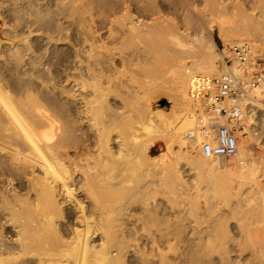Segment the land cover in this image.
I'll list each match as a JSON object with an SVG mask.
<instances>
[{
    "label": "bare ground",
    "instance_id": "bare-ground-1",
    "mask_svg": "<svg viewBox=\"0 0 264 264\" xmlns=\"http://www.w3.org/2000/svg\"><path fill=\"white\" fill-rule=\"evenodd\" d=\"M9 3L0 264H264V159L249 152L250 141L264 147V72L253 57L264 0ZM222 18L220 50L212 30ZM205 21V32L183 33ZM133 62L145 78L129 85ZM228 73L240 93L222 105L240 118L189 93L194 76ZM158 94L168 108L151 107ZM220 125L240 138L233 157L202 153Z\"/></svg>",
    "mask_w": 264,
    "mask_h": 264
},
{
    "label": "built area",
    "instance_id": "built-area-1",
    "mask_svg": "<svg viewBox=\"0 0 264 264\" xmlns=\"http://www.w3.org/2000/svg\"><path fill=\"white\" fill-rule=\"evenodd\" d=\"M189 93L194 98H200L207 104L217 106L228 118H240L238 107L231 105L228 108L222 105V101L228 96H238L239 85L231 74L220 75H196L190 81ZM192 135L189 134V137ZM237 136L233 129L227 125L216 128L213 141H203L202 153L207 157H229L237 152Z\"/></svg>",
    "mask_w": 264,
    "mask_h": 264
},
{
    "label": "rangeland",
    "instance_id": "rangeland-1",
    "mask_svg": "<svg viewBox=\"0 0 264 264\" xmlns=\"http://www.w3.org/2000/svg\"><path fill=\"white\" fill-rule=\"evenodd\" d=\"M7 1H9V0H0V6H2V7H0V31H2V30H5V29H7L9 26L8 25H11V24H13V22L12 21H14L13 19H14V17H12L13 16V9H11V7H13V4L12 3H9V2H13L14 0H10L9 2H7ZM23 1V0H22ZM2 3V4H1ZM4 3V4H3ZM8 5V6H7ZM11 6V7H10ZM2 8V9H1ZM4 10V11H3ZM2 11V12H1ZM10 12H12V13H10ZM155 15L156 14H153V15H151V18L152 17H154L155 18ZM8 17V18H6V17ZM157 16H158V14H157ZM156 16V17H157ZM5 17V18H4ZM147 17V16H146ZM143 18L142 16H140V18H142V19H146V20H144V21H146V22H149V21H151L152 19L150 18V17H148V18ZM4 18V19H3ZM11 18H13V19H11ZM151 19V20H150ZM5 21V22H4ZM12 22V23H11ZM218 22H220V23H218ZM229 22H230V19L229 18H222V20L221 19H217V23L215 24V26H214V28H213V30H212V36H213V40L216 42V44H217V46L219 47V49L220 50H222L224 47H225V45H224V42H223V38H222V36H221V34L220 33H218L219 31H220V27L221 28H224V27H226L228 24H229ZM5 23V24H4ZM6 23H10V24H6ZM201 25H199L198 26V29L196 30V31H194L196 28H191V29H187V30H183V33L184 34H187V37L189 38H191L192 36H194L195 35V33H200V32H205L206 31V26H207V23H206V21L203 23V22H201L200 23ZM217 24H219V26L217 25ZM5 25V26H4ZM4 26V27H3ZM7 26V27H6ZM200 27V28H199ZM205 27V28H204ZM203 28V29H202ZM200 29H201V31H200ZM191 30H193V31H191ZM182 32V31H181ZM198 33V34H199ZM220 34V35H219ZM222 39H221V38ZM263 37H261V39H262ZM263 40V39H262ZM256 44L257 45H255L254 47H255V53L253 54V57H254V64H255V66L256 67H261L260 69L262 70V72H264V55L262 56V54H264V42L262 43V41L260 42V40H258L257 42H256ZM234 51V48H231V51ZM230 52V51H229ZM229 55V54H228ZM228 55H225V60L228 62V63H230V56H228ZM134 64H132V65H129L128 64V66L126 67L127 68V70H129V72L130 73H128V71L126 70L125 72L127 73H125L124 75H122V78H126V76L128 75V76H130V77H127L125 80L127 81H125L127 84H129V85H135L136 83H133L132 81H130V79L132 78L133 79V77H135L134 79H139V80H142V79H144L145 78V76L144 75H142L141 73H139V71H140V69L143 67V64L141 63L140 64V66H138L139 65V63L137 64V62H133ZM136 63V64H135ZM117 66H119V64L118 65H116V67ZM123 67V66H119V70L121 69V68ZM118 68V67H117ZM124 68V67H123ZM126 68H124V70L126 69ZM130 69H132L131 71H130ZM136 69H139L137 72H136ZM219 73H221V72H219ZM259 72H257L256 74H258ZM216 74V73H215ZM218 74V73H217ZM126 75V76H125ZM123 76H125V77H123ZM133 76V77H132ZM129 79V80H128ZM131 79V80H132ZM129 82V83H128ZM63 83H65V82H63ZM142 90V89H141ZM140 89H139V91H141ZM78 92V91H77ZM142 92V91H141ZM245 96H247V93H246V95ZM262 101H263V103H264V98L262 99ZM150 104H151V107L153 108V109H166V108H168L169 106H170V102L168 101V99L166 98V96L165 95H163V94H158V95H156V96H154V97H152L151 98V102H150ZM263 123H264V121H262ZM262 126H264V124H261ZM260 130H263L264 131V127L263 128H261ZM246 134V133H245ZM264 135V132H263V134L261 135V137L260 138H262V136ZM237 137H238V135H237ZM159 140H161L162 141V143L160 144H158L157 146H155V147H153V149H152V152H153V155H157V154H159L160 153V149L162 148V146H164V144H163V141H164V138H162V139H159ZM261 140V139H260ZM158 141V140H157ZM238 141H240V138L238 137V139H237V143H238ZM258 143H256V142H253V141H250V143H249V152H250V154H251V156H253L254 158H256V157H258V158H256V159H259L260 160V158H259V156H261V160L263 161V159H264V157H263V151H264V147L263 146H261V147H259V145H257ZM238 145V144H237ZM263 147V148H262ZM259 149V150H258ZM263 150V151H262ZM258 151H259V155H258ZM260 151H262V152H260ZM235 156V155H234ZM231 157H233V156H231ZM186 167V168H185ZM188 166H184V176H185V178L186 179H190L191 177H192V170L190 171L189 170V167L187 168ZM221 171V172H220ZM219 171V173H222V170H220ZM225 171V170H224ZM237 171H239L238 169H234L233 170V172H232V175H235L234 174V172H236V173H238L239 174V172H237ZM226 172V171H225ZM230 172V173H231ZM191 175H190V174ZM227 174H229V172L227 171L226 172ZM190 176H189V175ZM226 175V174H225ZM237 175V174H236ZM189 176V177H188ZM259 179H263V176H261ZM248 185H246V187H247ZM245 188V187H244ZM243 188V189H244Z\"/></svg>",
    "mask_w": 264,
    "mask_h": 264
},
{
    "label": "trees",
    "instance_id": "trees-1",
    "mask_svg": "<svg viewBox=\"0 0 264 264\" xmlns=\"http://www.w3.org/2000/svg\"><path fill=\"white\" fill-rule=\"evenodd\" d=\"M159 143L161 144V143H162V141H161V140H158V141H156V143H155V145H154V146H157Z\"/></svg>",
    "mask_w": 264,
    "mask_h": 264
},
{
    "label": "crops",
    "instance_id": "crops-1",
    "mask_svg": "<svg viewBox=\"0 0 264 264\" xmlns=\"http://www.w3.org/2000/svg\"><path fill=\"white\" fill-rule=\"evenodd\" d=\"M154 145H155V144H154ZM154 145L152 146V149H153V147H155Z\"/></svg>",
    "mask_w": 264,
    "mask_h": 264
}]
</instances>
